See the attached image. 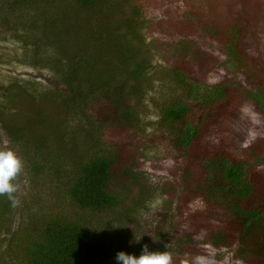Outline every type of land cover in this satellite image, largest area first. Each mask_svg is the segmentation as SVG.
<instances>
[{"label": "trees", "instance_id": "1", "mask_svg": "<svg viewBox=\"0 0 264 264\" xmlns=\"http://www.w3.org/2000/svg\"><path fill=\"white\" fill-rule=\"evenodd\" d=\"M73 1L84 8L97 7L100 20L89 23L95 28L91 36L89 31L81 35V49L69 51L71 69L58 70L72 73V95L83 100L84 93L100 95L104 107L97 112L102 119L108 116L107 108L114 106L122 116H130L123 100L129 94L139 95V85L152 67L145 49L118 39L113 46L114 60L105 57L110 69L106 78H93L92 63L100 58L93 52L108 40L101 31L105 24L117 21L118 28L124 27L123 32L134 37L148 27L145 13L149 4L161 5L167 13L174 3H181L176 6L180 54L169 69L170 79L182 89L183 97L171 98L163 113L169 130L165 140L178 161L169 167L176 179L174 183L148 181L139 169L142 152L130 149L132 142L113 135L102 146L93 125H71L67 114L28 133L29 139L22 143L20 151L31 178H49L58 195L63 194L78 209L109 211L120 204L133 206L131 216L141 225L146 221L144 211L157 209L154 226L174 231L173 264H192L198 255L207 257L210 264H230L210 259L202 247L208 243L219 247L237 243L233 252L237 262L264 264V169L259 163L264 138L245 143L252 121L243 108L249 103L247 98L264 107V55L259 54V37L264 39V0ZM69 16L67 13L64 20ZM63 29L58 23L56 34ZM71 29L78 28L73 23L66 31ZM214 44L243 74L241 80L226 73L212 85L205 84L203 76L217 73L222 63ZM88 77L92 79L86 81ZM130 80L135 84L126 90ZM83 84L90 86L88 92L80 90ZM93 84L97 86L92 88ZM119 175L126 181L120 182ZM36 186L27 197L36 201L25 205V221L7 241L12 264H107L114 257V248L98 227L62 210L43 214L42 185ZM198 199L202 207L192 209ZM11 206L7 196H0L3 221L10 217Z\"/></svg>", "mask_w": 264, "mask_h": 264}, {"label": "rangeland", "instance_id": "2", "mask_svg": "<svg viewBox=\"0 0 264 264\" xmlns=\"http://www.w3.org/2000/svg\"><path fill=\"white\" fill-rule=\"evenodd\" d=\"M174 5L164 13L161 5L149 4L145 13L148 27L139 30L134 37L124 33V27L118 28L117 21L105 24L104 30H101L108 36V40L93 52V55L100 57L92 63L93 78L96 77L98 81L106 78L110 69L108 70V60L105 57L114 60L113 46L118 39L129 43L130 46L136 44L145 49L152 64L147 77L139 85V95L132 97L129 94L123 100V103L129 105L130 116H122L119 108L114 106L107 108L108 116L102 119L97 112L98 108L104 107L100 95L91 97L84 93V100L74 93L72 95L73 86L69 83L72 73L58 70L71 69L67 63L69 51L81 49L80 44L84 45L81 35L88 31L89 36L92 35L95 28L91 29L89 23L100 20L98 8H84L73 0H0V146L7 144L23 161V171L19 177L21 190L16 193L19 204L10 207L8 219L3 221L0 217V264H12L6 251L7 241L25 221V205L36 201L27 197L37 190V183L42 185V203H45L43 214L62 210L71 217L83 219L98 227L105 241L114 248V257L107 264H117L115 256L119 251L139 255L143 245H147L149 250H166L173 256L171 245L174 231L169 227L166 231L162 229L164 226H154L155 218L159 217L157 209L144 211L142 216L146 217V224L144 222L143 225L137 222L136 217L131 216L132 209H135L133 206L129 208L120 204L118 208L109 211L78 209L63 194L62 197L58 195L59 191H55L49 178H31L20 147L29 139L28 133L45 127L47 123L53 124L56 118L67 114L71 125L76 122H81L84 128L93 125L94 132L103 142L102 146L107 145L113 135L123 137L120 140L127 138L132 142L129 143V148L139 151V154L142 152L139 158L143 165L139 169L148 181L174 183L176 177L169 167L171 163V167L176 166L178 161L177 158L174 159L173 147L165 140L169 130L163 119L170 99L183 97L182 89L170 79L169 69L180 54V24L176 6L181 3L176 2ZM67 13L70 16L64 20L63 17ZM72 22L78 29H71V33L66 29L72 28ZM58 23L64 28L63 33L59 35L56 34ZM97 38L95 36L92 41L95 42ZM259 44V54L264 55V39L259 37ZM212 47L219 53L222 63L217 73L203 76L205 84L212 85L226 73L241 80L243 74L231 66L215 44ZM92 77H88L86 81ZM134 84V81H128L126 90L131 89ZM82 86L80 90H90V86ZM96 86L93 84L91 87ZM247 100L249 103L243 104V108L251 118L252 125L248 129L245 143L258 137L264 138V107L260 106L261 103H254L251 98ZM124 162L125 160L121 163ZM259 163L264 169V155ZM117 179L120 182L126 181L120 175ZM202 205L198 199L192 209ZM157 222H160L159 219ZM237 246V243L228 247L202 244L210 259L214 261L245 264L239 260L238 263L233 258Z\"/></svg>", "mask_w": 264, "mask_h": 264}, {"label": "clouds", "instance_id": "3", "mask_svg": "<svg viewBox=\"0 0 264 264\" xmlns=\"http://www.w3.org/2000/svg\"><path fill=\"white\" fill-rule=\"evenodd\" d=\"M22 171L23 161L17 152L7 144L0 146V196H7L14 207L19 204L15 194L21 190L19 177ZM139 239L135 240L138 242ZM115 259L117 264H173L172 257L166 250H149L147 245L142 246L139 255L119 251ZM192 264H210V261L207 257L198 255L194 257Z\"/></svg>", "mask_w": 264, "mask_h": 264}]
</instances>
